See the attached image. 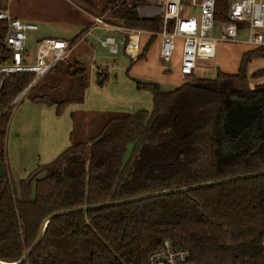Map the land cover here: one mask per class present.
Wrapping results in <instances>:
<instances>
[{
	"label": "trees",
	"instance_id": "16d2710c",
	"mask_svg": "<svg viewBox=\"0 0 264 264\" xmlns=\"http://www.w3.org/2000/svg\"><path fill=\"white\" fill-rule=\"evenodd\" d=\"M113 3L100 10L109 9V21L159 30V17L140 19ZM214 4L216 27L227 21L230 3ZM7 31L0 21L1 64L11 57L4 46ZM155 40L150 38L138 60ZM257 58L264 59V47L243 53L234 75L219 70L213 78L190 75L170 91L133 79L135 89L150 93L151 111L109 117L88 141L71 143L16 184L8 173L4 140L10 104L34 75L5 78L0 86V261L20 260L54 213L264 171V84L249 85L250 79L264 77V69L247 74ZM107 78L105 71L97 74L98 83ZM89 80L87 66L70 58L54 65L24 98L55 108L59 117L67 106L84 102ZM260 102L259 121L234 135L225 133L230 108ZM164 240L189 253L194 264H264V175L53 218L23 264H144Z\"/></svg>",
	"mask_w": 264,
	"mask_h": 264
},
{
	"label": "built area",
	"instance_id": "2783aa9c",
	"mask_svg": "<svg viewBox=\"0 0 264 264\" xmlns=\"http://www.w3.org/2000/svg\"><path fill=\"white\" fill-rule=\"evenodd\" d=\"M11 0H1L0 21L7 23L8 31L4 40L5 49L11 52L9 61L0 63V86L9 75L30 73L34 75L23 93L11 104L24 98L26 91L34 86L58 62L70 59V54L79 46L91 47L89 39L111 55L121 53L131 61H138L143 47L151 37L159 39L158 55L161 62L172 64L175 52L180 50L178 71L182 77L195 75L198 61L214 60L218 43L238 44L244 42L252 48L264 47V0H229L227 21L221 31L215 33V0H116L113 4H123L131 9L137 18L152 20L160 18L159 30L145 31L114 23L103 13H85L90 19L88 25L73 39L40 38L34 46L33 63L28 62L25 49L28 33L39 30L31 22H22L9 10ZM246 32L245 41L238 39V30ZM107 32L100 38L94 31ZM147 41L142 46V37ZM31 47V45H30ZM51 58V59H50ZM103 69L95 67V74ZM264 245V244H263ZM144 264H194L189 253L175 249L169 240H164L159 249L149 253Z\"/></svg>",
	"mask_w": 264,
	"mask_h": 264
},
{
	"label": "rangeland",
	"instance_id": "374dc122",
	"mask_svg": "<svg viewBox=\"0 0 264 264\" xmlns=\"http://www.w3.org/2000/svg\"><path fill=\"white\" fill-rule=\"evenodd\" d=\"M115 1L91 0V5L86 6L79 0H11L8 7L14 17L22 22L34 23L39 28L36 32L28 33V42H30L31 47L25 53H28V62L33 63L34 46L37 40L45 37L68 40L80 32L89 22L90 18L85 13L97 14L106 3ZM221 26L216 25L215 31L219 32ZM106 34L108 33L99 30L94 31V35L100 38L106 36ZM215 35L217 36L216 32L214 33ZM239 38L246 39L245 32L244 34L239 32ZM141 39L142 46H144L147 41L146 36ZM155 39L145 56L134 64H131L130 60L121 53V50L117 55H111L93 39H89V41L94 48L89 55L83 56L84 58L79 56L77 58L76 56V52L83 46L73 50L70 58L83 62L90 74L88 91L83 102L86 103L85 108L88 111H117L126 114L141 110L151 111L153 105L150 93L135 89L133 79L154 80V83H161L165 90H172L184 82V77L177 75L178 71L175 68L176 58L171 65L165 64L160 60H158V63L156 52L159 39L157 37ZM248 48L250 49L251 47L245 44L218 43L216 46V58L214 60L198 61L195 75L203 79L213 78L217 70L230 75L236 74L240 52ZM93 52L96 64L108 73V78L103 84L98 83L95 65L93 67L90 61V55ZM159 67L164 71H161ZM247 69L248 76L256 71L263 70L264 59L257 58L253 60ZM263 84L264 77L249 80L250 88ZM69 106L59 117L55 114V108L43 105L36 106L26 97L13 106L5 135L4 150L7 155L6 159H8L9 169L10 171L14 170V174H12L14 182L21 177H28L29 172L35 167L50 162H44L45 157L42 153L43 142H45L43 135L45 129H48L49 126L47 121L42 120L43 115L39 111L47 112V110L53 109L54 117L59 120L65 117L64 115L69 110ZM104 106L107 108L111 107L114 110H102ZM94 135L96 134L88 135L84 141H88ZM238 145L239 143H237ZM130 151L131 147L128 149V156Z\"/></svg>",
	"mask_w": 264,
	"mask_h": 264
},
{
	"label": "crops",
	"instance_id": "0c3cea01",
	"mask_svg": "<svg viewBox=\"0 0 264 264\" xmlns=\"http://www.w3.org/2000/svg\"><path fill=\"white\" fill-rule=\"evenodd\" d=\"M88 23H87V25H88ZM85 27H83V29ZM220 31H221V29L219 30V32ZM215 32L217 35L219 34V32H217V30ZM239 32H243V34H244L245 30L243 28H239L238 34H237L239 40L245 41L247 38L246 39H243V38L240 39L239 38ZM245 34H246V32H245ZM239 44L247 45L244 42H240ZM90 45H91L90 48H88L85 45L83 47H81V49L79 48V50L76 52L77 58H79V57L84 58L83 56L89 55V53L92 52V49L94 48V46L92 45L91 42H90ZM255 48L251 47L250 49L248 48V49H245V51L240 52L241 55L239 57V61H240V58L243 55V53H245L246 51H250L252 49H255ZM158 49H159V43H158L157 52H156L157 61L160 60L159 55H158ZM174 55H175V58L177 60V63L175 64L176 65L175 68L178 71L179 59H180V55H181L180 50L177 49ZM90 61L92 62L93 67H94V65H95V67H100L98 64H96L94 52L92 53V55H90ZM138 61L133 62L130 60L131 64L137 63ZM158 63H159V61H158ZM238 66H239V62H238L236 69H238ZM160 70L164 71L162 68H160ZM103 71L106 72L105 69ZM237 72H238V70H237ZM177 75L181 76L179 71H178ZM194 76L196 78H199L196 75H194ZM138 81H145V82H153L154 83V80L150 81V80H146V79H144V80L140 79ZM159 85L164 91H170V90H165L164 86L161 83ZM175 88L176 87H174V89ZM174 89H172V90H174ZM86 95H87V92H86ZM86 95H85V98H86ZM85 105H86V103L75 104V105L69 106V110L64 115L65 117H62L59 120L54 117V110L53 109H49V110H47V112L39 111L41 113V115H43L42 120L47 121V125L49 126L48 129H45V133L43 135V140L45 141V142H43L44 147L42 150L43 156L45 157L44 162H49V161L51 162V160H54L55 158H57V156L65 148H67L71 143L84 142L85 138L88 135H90L92 133H94V134L98 133L101 130V128L104 126L105 121L109 117L114 116V115H125L126 114V113H121V112H117V111H108V112H104V111H100V110L88 111L85 108L86 107ZM30 109H32V108H30ZM105 109L114 110L111 107L107 108L106 106H104L102 108V110H105ZM38 110H40V109H38ZM6 157H7V155H6ZM7 161H8V159H7ZM37 167H35L33 170H31V172L34 171ZM7 169H8L9 175L12 177L13 176L12 174H14V170L10 171L9 166H8V162H7ZM31 172H29V173H31ZM26 178L27 177H25V178L21 177V178L17 179L15 184L18 183L20 180H23Z\"/></svg>",
	"mask_w": 264,
	"mask_h": 264
},
{
	"label": "water",
	"instance_id": "95a60500",
	"mask_svg": "<svg viewBox=\"0 0 264 264\" xmlns=\"http://www.w3.org/2000/svg\"><path fill=\"white\" fill-rule=\"evenodd\" d=\"M30 48V45H26L25 49ZM99 84H102V80L99 81ZM259 105L258 104H253V105H244V104H239L236 105L232 108H230L227 113H226V123L224 125V131L227 134H233L234 132L241 131V129H244L248 127L255 119V116L259 110ZM73 159H69L66 162H71ZM3 169H2V164L0 160V178L3 177ZM259 175H264V171H260L259 173L256 174H247L243 176H236L232 178H226V180H220V181H215V182H210V183H205V184H195L192 187H186V188H179L177 190H167V191H160L157 193H150V194H144L143 196L136 197V198H128L127 200H120V201H111L108 203H102V204H96L95 206H82L78 207L77 209L73 210H64L62 212L54 213L50 216H48L45 221L42 223L39 231V235L36 238L35 242L30 246L28 250L24 252L22 255L21 259L18 260L17 262H14V264H23L28 260V256L30 253L39 245L40 239L42 238L43 233L45 232L47 223L56 217H60L62 215H68V214H73V213H78V211H88V210H95L98 208H104V207H111V206H120L132 202H138V201H143L144 199L147 198H156L160 196H166V195H173L177 193H186L188 191H193L194 189H199V188H204V187H210V185H221L225 184L226 181L230 180H241L243 178H256L259 177ZM0 264H10V263H5L0 261Z\"/></svg>",
	"mask_w": 264,
	"mask_h": 264
},
{
	"label": "flooded vegetation",
	"instance_id": "af4514ba",
	"mask_svg": "<svg viewBox=\"0 0 264 264\" xmlns=\"http://www.w3.org/2000/svg\"><path fill=\"white\" fill-rule=\"evenodd\" d=\"M258 105L260 106L259 107V110H258V112H257V114H256V116H255V119L253 120V121H259V116H260V114H261V107L263 108V106H262V102H260V103H258ZM253 121H251V122H253ZM238 132V131H237ZM237 132H234L233 134H231V135H234L235 133H237Z\"/></svg>",
	"mask_w": 264,
	"mask_h": 264
}]
</instances>
